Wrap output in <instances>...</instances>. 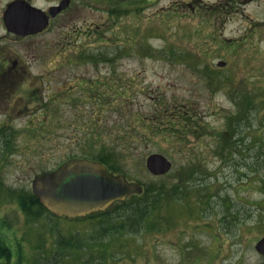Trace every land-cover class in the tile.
Here are the masks:
<instances>
[{
    "label": "rangeland",
    "instance_id": "rangeland-1",
    "mask_svg": "<svg viewBox=\"0 0 264 264\" xmlns=\"http://www.w3.org/2000/svg\"><path fill=\"white\" fill-rule=\"evenodd\" d=\"M188 1L71 0L45 32L0 40L8 56H18L20 72L16 95L0 105V129H18L11 149L0 136V237L11 263L20 256L23 264H264L254 249L264 234V40L253 32L239 40L235 19L213 32ZM90 80L127 92H112L100 108L85 91ZM180 104L198 114L197 131L145 130L140 114ZM131 118L145 139L124 144L117 137ZM90 133L100 134L98 148L125 147L128 179L172 196L149 218L155 227L103 235L99 217L42 211L32 218L21 210L16 196L31 191L33 176L78 154ZM154 152L171 160L167 173L146 169Z\"/></svg>",
    "mask_w": 264,
    "mask_h": 264
},
{
    "label": "trees",
    "instance_id": "trees-1",
    "mask_svg": "<svg viewBox=\"0 0 264 264\" xmlns=\"http://www.w3.org/2000/svg\"><path fill=\"white\" fill-rule=\"evenodd\" d=\"M173 56L175 52L172 50ZM81 58L97 59L95 56H82ZM184 57V56H183ZM98 59H105L99 57ZM198 67V66H197ZM210 70V69H209ZM87 84L85 91L89 93L90 96H94V103L98 104V107L103 108L104 105L108 104L110 94L113 92L116 94H123L127 92V88L124 85L116 84L113 81L106 80L105 82H100L97 80H90L85 82ZM123 92V93H122ZM125 95V94H124ZM106 103V104H105ZM174 104H172L173 106ZM167 107V105L161 107L160 115L156 116H144L140 114V117L146 121L145 130L151 132V134H162L168 133L172 137L177 135L190 133L192 131H197L195 128L201 124L198 123V114L182 110V104L176 105L177 107ZM102 112V111H101ZM231 117H228L227 123L231 122ZM134 120L131 118L130 121ZM138 120L135 118V124ZM232 123V122H231ZM34 130V128H33ZM93 130V128H92ZM228 132V131H227ZM150 134V133H149ZM85 136L90 137L91 140H87L82 144H79V153L70 155L69 157H89L103 162L109 170L115 173H124L126 175L127 171L120 158L124 157L123 151L125 147L123 145L117 146L114 142L107 145H100L99 148L96 147L95 139H100V134H85ZM237 133H235L232 138H237ZM117 139L122 140L123 143H128L129 141H141L145 139V135L141 133V130L136 125H127V129L124 132L120 131L119 137ZM132 139V140H131ZM239 141V138H238ZM117 142V141H116ZM4 149H11L13 145L12 139L5 138ZM115 144V145H114ZM221 145V149H222ZM263 164V163H262ZM261 170L263 166L261 163L254 165L253 170ZM259 179L264 181V174H261ZM1 185V184H0ZM2 189L0 186V195H2ZM23 192V191H22ZM170 195L164 190L158 191L157 188L150 186L149 184L144 186L142 193L130 195L123 203L117 204L114 208V215L108 216L106 219H101V223H107L105 229L110 233H120L123 230L129 229V231L137 232L142 227L152 229L155 227L153 223L149 221L150 217L157 214L154 213L157 209L158 204H162V198L164 196ZM171 196V195H170ZM169 196V197H170ZM172 197V196H171ZM1 199V198H0ZM16 199L20 205L21 210L28 216L38 217L40 213L46 210L39 202L38 198L31 192L19 193ZM105 223V224H106ZM104 226H102L103 228ZM11 251L5 241L0 237V264H23L21 262L20 256L17 258L16 263L10 262Z\"/></svg>",
    "mask_w": 264,
    "mask_h": 264
},
{
    "label": "water",
    "instance_id": "water-1",
    "mask_svg": "<svg viewBox=\"0 0 264 264\" xmlns=\"http://www.w3.org/2000/svg\"><path fill=\"white\" fill-rule=\"evenodd\" d=\"M69 0H62L51 6L49 13L54 16L65 8ZM19 9V23L13 25V12ZM5 21L8 29L20 35L37 33L48 23V15L35 6L23 1L8 5ZM222 65L223 62L218 63ZM147 169L154 175L167 172L171 161L163 154L154 152L146 157ZM32 190L40 203L57 216L76 217L106 209L115 201L127 195L142 191L138 182L128 181L123 174H113L99 161L86 158H72L55 169L36 174ZM255 250L264 256V234L254 243Z\"/></svg>",
    "mask_w": 264,
    "mask_h": 264
},
{
    "label": "flooded vegetation",
    "instance_id": "flooded-vegetation-1",
    "mask_svg": "<svg viewBox=\"0 0 264 264\" xmlns=\"http://www.w3.org/2000/svg\"><path fill=\"white\" fill-rule=\"evenodd\" d=\"M14 1H23L25 3H30L35 5L45 12L48 13V9L53 5H59L61 0H52L46 6L39 5L35 3V0H0V40L7 38L6 40L18 41L20 39H25L33 36H37L45 32L53 21L67 9L59 11L55 16L49 17V23L43 31L30 34L26 36H21L14 29L10 30L7 27L5 21V15L8 8V5ZM179 3H177L178 5ZM187 7L190 14L195 13H204L207 14V24L212 27L214 32L218 28V24L222 27L226 22L238 21L239 28L241 30L239 40H249L248 36L253 32L252 36H257V40H264V0H189L187 2ZM254 7L255 11L259 13L252 15L250 11ZM202 17L203 15L200 14ZM259 16V17H258ZM20 13L19 9L13 12L12 22L13 25L19 23ZM210 35V34H209ZM211 36V35H210ZM260 36V37H259ZM212 37H215L212 35ZM245 37V38H243ZM253 40V39H251ZM234 46L232 45V48ZM225 65V64H224ZM246 70L254 71V68L247 67ZM20 72H19V58L13 54L9 56L6 54L2 46H0V105L5 104L9 99L13 98L16 95L17 88L20 82ZM240 98V96H239ZM249 101V100H248ZM18 112V110H17ZM18 129H15L12 125L8 126L4 124V127L0 129V136L7 139H14ZM8 152V151H6ZM4 188L2 185H0ZM100 212H95L86 216L95 217V214Z\"/></svg>",
    "mask_w": 264,
    "mask_h": 264
}]
</instances>
